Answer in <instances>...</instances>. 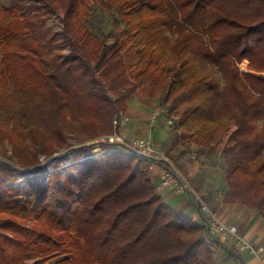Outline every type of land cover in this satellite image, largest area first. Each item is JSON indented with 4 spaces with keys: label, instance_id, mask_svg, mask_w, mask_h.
Returning <instances> with one entry per match:
<instances>
[{
    "label": "trees",
    "instance_id": "trees-1",
    "mask_svg": "<svg viewBox=\"0 0 264 264\" xmlns=\"http://www.w3.org/2000/svg\"><path fill=\"white\" fill-rule=\"evenodd\" d=\"M95 8L122 27L94 32ZM263 52L264 0L0 1V86L27 124L14 140L0 126L12 152L0 161V264H217L205 223L166 205L150 160L83 143L118 134L133 96L157 99L174 147L228 154L221 202L264 219V63L238 69Z\"/></svg>",
    "mask_w": 264,
    "mask_h": 264
},
{
    "label": "crops",
    "instance_id": "crops-1",
    "mask_svg": "<svg viewBox=\"0 0 264 264\" xmlns=\"http://www.w3.org/2000/svg\"><path fill=\"white\" fill-rule=\"evenodd\" d=\"M125 111L126 123L123 126V134L127 138L150 137L154 145L162 152L168 153L176 166L182 169L185 165L189 169L188 184L190 191L178 193L172 189H158V192L171 209L182 212L198 224L205 223L204 214L198 208L195 197L201 199L213 212L220 216L222 221L229 226L235 227L238 232L250 242L264 247V219L256 211L248 209L241 204H223L222 198L226 193L224 174L217 167L209 165H191L182 156L183 153L176 152L169 128L162 119L154 123L150 129L148 120L151 110L156 109L155 104H148L144 100H136L127 107ZM188 154V153H187ZM193 159V157H192ZM161 169L153 167L151 178L158 187L160 183ZM187 180V181H188ZM208 241L211 245L217 264H264V253L260 257L253 256L245 251L236 250L231 243L221 244L213 235Z\"/></svg>",
    "mask_w": 264,
    "mask_h": 264
},
{
    "label": "rangeland",
    "instance_id": "rangeland-1",
    "mask_svg": "<svg viewBox=\"0 0 264 264\" xmlns=\"http://www.w3.org/2000/svg\"><path fill=\"white\" fill-rule=\"evenodd\" d=\"M3 3H8L9 0H0ZM60 24L59 22V18L58 17H53L50 20L47 21L46 25L49 27H53V28H57L56 26H58ZM89 26H91L92 30L94 32H96L97 34L99 33H104L105 35L109 36L111 35L112 32H117L119 30V28L122 27V24H119V27L117 25H115L107 16V14L99 8H95L94 10H92V13L90 15V19L88 22ZM110 40V39H109ZM262 63H264V52L263 55L258 56L257 58H252L251 62L249 59H244L239 65H238V69L240 73L246 72L249 68H257V66H261ZM264 75V73H263ZM215 77L218 80V82L220 84H222V79L220 77V75L218 73L215 72ZM136 100H144L146 101V103L148 104H155L156 105V109L151 110V115L150 118L148 120V127L151 129L154 126V123H156L157 120L162 119L163 123H166L167 127L169 128L170 132L172 133L171 137L172 139L175 138L176 136V126L174 123V117H173V122L171 124L170 119H172V117L169 115L165 116V112L166 110H164V105H161L160 103H158L157 99H152V98H148V97H143L141 94L139 95H135L133 96L128 102H127V107L129 105H131L132 103H134ZM19 109L21 108L18 104V102L13 105V95H12V90H11V86H0V126L3 127V131L6 135L11 136V134L13 135V137L11 138L12 140H14L16 138V136H24V132H25V127H27V124L25 122H22L20 119V115L22 114V111H20ZM128 109V108H127ZM126 109V110H127ZM125 110V111H126ZM125 111L124 112H120L119 113V129H118V134L116 133H111V134H104V135H100L94 139H91L83 144L85 145H93V149H92V153L93 155H95V157H97V155H100L102 153L107 152L105 150V148L110 147L109 145H111L113 147V149L115 151H120L122 153H127L126 150H124L123 148H121L120 145L116 144V143H108V138L110 136H115L118 135L123 141L129 142L132 140H136V139H149L150 143L152 145V148L154 149L155 152L158 153H163L161 150L157 149L154 145V142L152 140V138L150 137H132V138H127L126 136H124L123 134V126L125 124H123L122 126H120V119L123 117L124 119H126L125 116ZM156 111H161L159 113V115L157 117H155V119L152 121L151 117L152 115L156 112ZM164 112V113H163ZM126 123V122H125ZM262 122L258 121L257 125H261ZM70 131V132H69ZM65 130V137L67 139L68 142L70 143H74V138L75 135L73 134L72 129L71 130ZM10 139L8 138V140L4 141V143L2 144V147L0 148V161H5V162H9L7 157H3V152H7V156H11V144H10ZM108 144V146H107ZM176 148V147H175ZM178 151V153H183L182 156H184L187 159V162H190L191 165L194 166H199V165H209V166H215L219 169V171H221V174H225V172L227 171L228 168V164H229V158H226L228 154H226V156H219L218 157V150L215 152H210L208 154L205 155L204 151L203 153H200L198 148L194 147V146H188L185 142L181 141L178 145V147L176 148V152ZM213 151V150H211ZM61 151H58V153H61ZM58 153H55L53 156L58 155ZM165 153V152H164ZM188 153V154H187ZM168 156V154H167ZM193 157V159H192ZM40 160L42 162L45 161L44 157H41ZM228 161V162H226ZM147 164L149 165L150 169H152L153 167H159L161 169V178H160V183L158 185V187L155 185L157 191L158 189H172L176 192V189L171 187V186H165L163 185L162 182V176H163V167H167L166 163L164 161H159V162H147ZM172 166L174 167L173 171L172 169H170L172 172H176L178 174V176H180L184 181L189 182L188 180V173H189V169L187 167H189V165L187 164V166L184 163L185 168L182 169L181 167L179 168L178 166H176L173 161H172ZM14 165V164H13ZM16 166V165H15ZM18 167V166H17ZM151 172V170H150ZM151 174V173H150ZM188 180V181H187ZM190 186V185H189ZM190 189V187H189ZM159 193V192H158ZM160 195V194H159ZM198 208L200 209V207L198 206ZM201 211V210H200ZM220 217V216H219ZM221 219V218H220ZM222 220V219H221ZM223 244V243H221ZM210 245V244H209ZM211 247V245H210ZM213 252V251H212ZM214 255V254H213ZM63 255H60L58 257H56L54 259V262L57 260H60V258H62ZM215 258V257H214Z\"/></svg>",
    "mask_w": 264,
    "mask_h": 264
},
{
    "label": "built area",
    "instance_id": "built-area-1",
    "mask_svg": "<svg viewBox=\"0 0 264 264\" xmlns=\"http://www.w3.org/2000/svg\"><path fill=\"white\" fill-rule=\"evenodd\" d=\"M161 111H156L151 120L153 121L155 117L159 115ZM164 113V112H163ZM167 112H165V116ZM126 119L123 117L120 119V126L125 124ZM108 143H116L121 146L127 153L135 155L139 158H145L152 162L164 161L167 167H163L162 182L165 186H171L176 189V192L183 193L189 192V184L184 181L176 172H172L170 169L174 170L172 162L166 156V154L155 152L152 148L149 139H136L129 142L123 141L118 135L110 136L108 138ZM195 202L200 207L201 212L205 217V225L208 229L210 235L215 236V238L220 243H231L233 247L238 251H245L253 256L260 257L264 253V247L256 245L244 236H242L238 230L233 227L226 225L217 215L213 212L200 198L195 197Z\"/></svg>",
    "mask_w": 264,
    "mask_h": 264
}]
</instances>
